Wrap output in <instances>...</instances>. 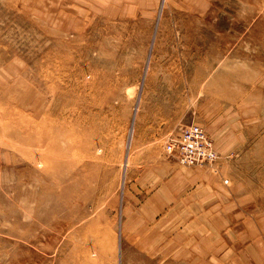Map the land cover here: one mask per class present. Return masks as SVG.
I'll return each instance as SVG.
<instances>
[{"label":"rangeland","instance_id":"374dc122","mask_svg":"<svg viewBox=\"0 0 264 264\" xmlns=\"http://www.w3.org/2000/svg\"><path fill=\"white\" fill-rule=\"evenodd\" d=\"M0 264H264V0H0Z\"/></svg>","mask_w":264,"mask_h":264},{"label":"built area","instance_id":"2783aa9c","mask_svg":"<svg viewBox=\"0 0 264 264\" xmlns=\"http://www.w3.org/2000/svg\"><path fill=\"white\" fill-rule=\"evenodd\" d=\"M164 152L174 157L184 166L207 165L217 158L214 143L207 131L196 123H191L175 135H170Z\"/></svg>","mask_w":264,"mask_h":264}]
</instances>
